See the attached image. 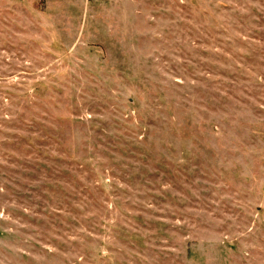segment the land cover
Segmentation results:
<instances>
[{
	"label": "rangeland",
	"instance_id": "374dc122",
	"mask_svg": "<svg viewBox=\"0 0 264 264\" xmlns=\"http://www.w3.org/2000/svg\"><path fill=\"white\" fill-rule=\"evenodd\" d=\"M0 264H264V0H0Z\"/></svg>",
	"mask_w": 264,
	"mask_h": 264
}]
</instances>
